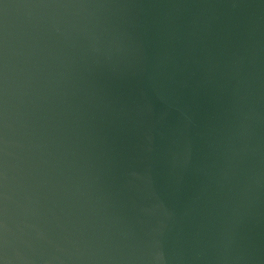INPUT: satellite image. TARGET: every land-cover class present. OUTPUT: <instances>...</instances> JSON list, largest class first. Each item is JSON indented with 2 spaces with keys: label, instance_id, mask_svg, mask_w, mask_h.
Here are the masks:
<instances>
[{
  "label": "water",
  "instance_id": "95a60500",
  "mask_svg": "<svg viewBox=\"0 0 264 264\" xmlns=\"http://www.w3.org/2000/svg\"><path fill=\"white\" fill-rule=\"evenodd\" d=\"M264 264V0H0V260Z\"/></svg>",
  "mask_w": 264,
  "mask_h": 264
},
{
  "label": "clouds",
  "instance_id": "9594fccd",
  "mask_svg": "<svg viewBox=\"0 0 264 264\" xmlns=\"http://www.w3.org/2000/svg\"><path fill=\"white\" fill-rule=\"evenodd\" d=\"M159 260H160L161 264H163V262H164V257H163L162 254L159 256ZM0 264H5V262H4L3 260H0Z\"/></svg>",
  "mask_w": 264,
  "mask_h": 264
}]
</instances>
